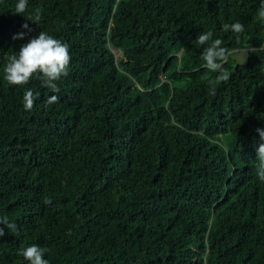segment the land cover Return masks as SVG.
Wrapping results in <instances>:
<instances>
[{
	"label": "trees",
	"instance_id": "1",
	"mask_svg": "<svg viewBox=\"0 0 264 264\" xmlns=\"http://www.w3.org/2000/svg\"><path fill=\"white\" fill-rule=\"evenodd\" d=\"M16 3L0 0V216L17 226L0 264H27L33 244L49 264H264L260 0H28L23 14ZM236 22L243 33L223 29ZM41 31L71 56L57 93L3 78ZM209 31L250 54L246 69L229 57L214 94L197 42Z\"/></svg>",
	"mask_w": 264,
	"mask_h": 264
},
{
	"label": "clouds",
	"instance_id": "2",
	"mask_svg": "<svg viewBox=\"0 0 264 264\" xmlns=\"http://www.w3.org/2000/svg\"><path fill=\"white\" fill-rule=\"evenodd\" d=\"M28 6V0H17L14 13L23 14ZM258 17L261 22H264V0H260L258 9ZM41 19L40 13L34 15L30 20L36 24ZM29 20V19H27ZM26 31H22L13 36L14 40H23L27 32L32 31L28 23L22 25ZM225 31H231L234 34L244 32V25L240 22L223 25ZM211 31L199 34L197 42L204 46L201 54L203 66L210 72L217 75L208 81L210 90L215 93V86L222 82H227L230 78V72L225 70L223 65L228 61L229 57H237L245 50L229 49L222 46L221 39H212ZM71 56L68 51V45L61 40L54 38L43 31L39 32L38 36L32 37L26 43L22 44L19 51L8 58L7 64L4 66V80L10 86L23 87L27 85L35 76L43 82V85L49 88L52 92L57 93L60 89L57 86V81L68 75V67ZM35 97L31 90H26L23 95V108L26 111H31L34 107ZM58 101L57 95L48 97L46 104L51 106ZM260 137V143L256 149L257 160V176L260 181L264 182V129H256ZM51 203L50 200H45V204ZM0 238L4 237L5 229L9 233H14L17 230L15 223L10 222L7 216H0ZM47 249L41 248L38 245H30L24 248L19 254L27 262V264H49L45 259Z\"/></svg>",
	"mask_w": 264,
	"mask_h": 264
},
{
	"label": "water",
	"instance_id": "3",
	"mask_svg": "<svg viewBox=\"0 0 264 264\" xmlns=\"http://www.w3.org/2000/svg\"><path fill=\"white\" fill-rule=\"evenodd\" d=\"M240 50H245L243 53H241L240 55H238L237 57H234V59L232 57H230L236 64L243 66L246 69V64L249 58V52L248 49L246 48H242Z\"/></svg>",
	"mask_w": 264,
	"mask_h": 264
},
{
	"label": "bare ground",
	"instance_id": "4",
	"mask_svg": "<svg viewBox=\"0 0 264 264\" xmlns=\"http://www.w3.org/2000/svg\"><path fill=\"white\" fill-rule=\"evenodd\" d=\"M117 54L116 55H118V52H116Z\"/></svg>",
	"mask_w": 264,
	"mask_h": 264
},
{
	"label": "rangeland",
	"instance_id": "5",
	"mask_svg": "<svg viewBox=\"0 0 264 264\" xmlns=\"http://www.w3.org/2000/svg\"><path fill=\"white\" fill-rule=\"evenodd\" d=\"M118 54H119V51H118Z\"/></svg>",
	"mask_w": 264,
	"mask_h": 264
}]
</instances>
